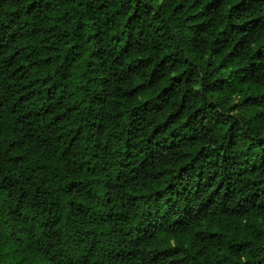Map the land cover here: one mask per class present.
Returning a JSON list of instances; mask_svg holds the SVG:
<instances>
[{
  "label": "trees",
  "instance_id": "1",
  "mask_svg": "<svg viewBox=\"0 0 264 264\" xmlns=\"http://www.w3.org/2000/svg\"><path fill=\"white\" fill-rule=\"evenodd\" d=\"M197 114L227 124L211 152L190 134ZM98 135L123 140L131 180L153 195L204 189L188 216L138 233L141 264H264V0H0L9 163H34L49 144L94 156ZM61 164L52 154L35 171ZM229 187L232 207L213 197L201 212Z\"/></svg>",
  "mask_w": 264,
  "mask_h": 264
},
{
  "label": "clouds",
  "instance_id": "2",
  "mask_svg": "<svg viewBox=\"0 0 264 264\" xmlns=\"http://www.w3.org/2000/svg\"><path fill=\"white\" fill-rule=\"evenodd\" d=\"M201 115L189 117L190 134L200 137L199 147L211 152L227 131V124L214 126L209 123L210 114L204 119ZM97 119L103 120L102 111ZM209 128L211 132H207ZM109 131L118 130L110 125ZM92 142L98 146H89L94 156L78 150L60 157L62 147L49 144L43 157L19 168L9 163L7 146H0V264H27L32 256L39 257V264H141L144 245L139 244L138 233L166 230L177 216L193 211L203 188L191 195L189 184L171 198L167 192L153 195L151 189L131 180L118 135L115 139L98 135ZM242 151L238 148L235 152L238 161L246 158L239 155ZM52 154L62 160L59 170L37 174L35 168ZM136 165L133 160L131 167ZM213 171L216 169H210L208 175ZM139 172L137 168L136 174ZM213 179L226 183L223 174ZM220 192V188L212 192L201 212L213 197L217 198V211L233 206L225 205L233 195L231 187L223 192V201L218 197ZM243 195L241 186L237 198Z\"/></svg>",
  "mask_w": 264,
  "mask_h": 264
}]
</instances>
